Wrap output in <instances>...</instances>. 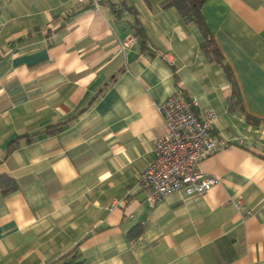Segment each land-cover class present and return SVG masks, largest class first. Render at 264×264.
<instances>
[{"label":"crops","instance_id":"obj_1","mask_svg":"<svg viewBox=\"0 0 264 264\" xmlns=\"http://www.w3.org/2000/svg\"><path fill=\"white\" fill-rule=\"evenodd\" d=\"M200 14L215 55L168 0H0V264H264V0ZM176 90L215 113L224 147L197 168L219 184L153 203L138 176Z\"/></svg>","mask_w":264,"mask_h":264},{"label":"built area","instance_id":"obj_2","mask_svg":"<svg viewBox=\"0 0 264 264\" xmlns=\"http://www.w3.org/2000/svg\"><path fill=\"white\" fill-rule=\"evenodd\" d=\"M103 1L91 0L95 10ZM130 44L122 43L121 50ZM157 111L165 132L154 141V157L139 173V191L147 201L154 203L172 193L191 198L212 190L219 180L203 175L197 165L224 147L213 136L215 113L198 108L196 101L180 90L158 106ZM235 206L239 207L240 202Z\"/></svg>","mask_w":264,"mask_h":264},{"label":"trees","instance_id":"obj_3","mask_svg":"<svg viewBox=\"0 0 264 264\" xmlns=\"http://www.w3.org/2000/svg\"><path fill=\"white\" fill-rule=\"evenodd\" d=\"M105 1V0H104ZM103 1V3H104ZM206 0H168V6H174L184 21L194 23L200 30L202 36H203V43H202V49L205 52V54H217L215 48H210L212 45V41L209 37V33L203 23L202 16L200 14V9L202 5L204 4ZM109 7L112 10L113 15L115 18H119L122 11H120V8L124 11H130L131 13L135 12L132 8L127 7L126 4L121 3L120 8H118L115 4H109ZM131 29L133 30V34L135 39L139 42L142 50L147 49V39L144 30L140 27V24L137 20H135L131 25ZM223 70L228 78V80L231 82L233 87V95H236V87L233 81V77L227 67L223 66ZM182 91V90H180ZM183 92V91H182ZM184 93V92H183ZM186 95V94H185ZM62 129V125H55L48 127L45 131L49 135H53L57 132H59ZM18 140H15L9 144L8 151L11 150V148H14L15 143H17ZM16 189V184L11 181L7 180L5 178H0V191L3 195H7L11 192H13ZM51 264H84V262L81 260L80 256L76 254V251H71L67 255H64L63 257L59 258L55 262Z\"/></svg>","mask_w":264,"mask_h":264}]
</instances>
